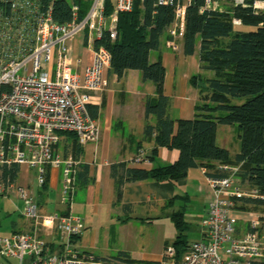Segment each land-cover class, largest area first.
Returning a JSON list of instances; mask_svg holds the SVG:
<instances>
[{
  "label": "built area",
  "instance_id": "2783aa9c",
  "mask_svg": "<svg viewBox=\"0 0 264 264\" xmlns=\"http://www.w3.org/2000/svg\"><path fill=\"white\" fill-rule=\"evenodd\" d=\"M154 1L158 6H174V23L168 34L182 37L191 0ZM219 1L206 0L205 9L220 10ZM133 3L115 0L113 12L106 17L105 0H91L80 20L78 7L73 5L71 21L58 24L51 16L52 2L0 0V199L14 196L23 201L21 216L32 223L30 232H14L0 239V264H107L75 246L84 230L82 218L70 213L78 163L71 156L57 153L56 148L64 134L75 135L82 145L99 139V125L88 108L93 105L91 93L104 85L110 54L103 47L95 49L94 43L104 33L115 40L118 14L130 12ZM252 9L264 12V2H254ZM232 23L241 26L239 20ZM82 34L87 37L93 58L78 75L72 71L69 42ZM13 166L33 170L38 189L45 185L49 170H59L60 205L66 209L65 214L42 217L32 192L3 178V170ZM239 168L219 164L214 177L202 169L210 191L207 214L200 223V239L189 243L178 264H264L260 218L240 221L237 213L245 199L262 197L241 183ZM54 244L56 251L52 249ZM159 264H175L172 246L164 249Z\"/></svg>",
  "mask_w": 264,
  "mask_h": 264
},
{
  "label": "trees",
  "instance_id": "16d2710c",
  "mask_svg": "<svg viewBox=\"0 0 264 264\" xmlns=\"http://www.w3.org/2000/svg\"><path fill=\"white\" fill-rule=\"evenodd\" d=\"M178 1L182 3V0ZM256 1L264 2L244 0L242 5L229 3L224 8L220 0V10H210L205 9L206 0H191L186 8L183 54L192 56L199 42L200 70L213 73V78L209 79L201 75L190 78V84L198 90L199 96L191 120L170 118V100L163 94L165 68L159 58L154 63L149 62V54L160 50L162 39L174 23V6H158L154 0H134L130 12L118 14L115 40L104 33L94 43L95 49L103 47L110 54V73L120 77L127 70L139 71L143 81L155 86V98L146 100L144 111L145 120L153 116L156 122L154 126L146 125L144 128L145 137H154L156 147L150 159L154 158L158 148L174 149L179 153L173 164L151 170L126 169L122 164L113 166L117 198L120 197L119 188L124 183H174L186 178L188 171L195 168H205L208 176L214 177L217 165L229 164L239 166L237 177L241 183L262 197L245 199L239 210L251 206L264 215V12L255 13L252 9ZM44 2H52L51 16L54 22L66 24L71 21V4L67 1ZM72 4L78 7L80 20L86 15L91 0H72ZM113 9L114 1L105 0L104 15L109 16ZM234 19L239 20L241 26L254 30L237 31L232 23ZM243 99L245 101L241 104L233 103L234 100ZM89 113L96 118L95 108H89ZM219 125L237 126L240 131V151L233 158L216 144ZM64 135L76 138L73 134ZM76 140L73 152L78 158L81 147ZM78 167L76 186L79 182H86L88 173L87 166ZM116 169L122 170L119 179ZM18 171L17 166L5 168L2 176L15 182ZM260 220L264 222V217ZM171 221L177 232L172 247L175 250V264H178L189 246L187 223L181 211L173 213ZM115 260L121 264H159L131 260L126 254H120Z\"/></svg>",
  "mask_w": 264,
  "mask_h": 264
},
{
  "label": "crops",
  "instance_id": "0c3cea01",
  "mask_svg": "<svg viewBox=\"0 0 264 264\" xmlns=\"http://www.w3.org/2000/svg\"><path fill=\"white\" fill-rule=\"evenodd\" d=\"M65 1L73 6L72 0ZM227 5L222 3L224 8ZM252 30L254 29L240 26L237 31ZM86 38L82 34L69 42L72 71L78 75H82L83 70L92 64V48ZM182 41L183 37L172 38L167 33L161 41L160 50L149 54V62L154 63L159 58L165 68L163 94L170 100L168 113L173 120H191L194 117V107L199 96L198 90L190 84V78L197 75L213 78L212 72L200 70L199 42L194 54L185 56ZM91 95L93 105L89 108L97 110L95 119L100 129L99 139L83 145L78 142L81 147L78 158H75L73 152L76 138H65L66 135H62L56 148L57 153L63 157L71 156L78 163L77 166L88 167L86 182H79L76 186L70 211L72 215L82 218L84 224L83 233L75 240V246L82 253H90L99 260H106L105 263L121 264L118 260L97 255L94 238L100 236L109 254H126L136 261L160 262L165 246H172L177 236L171 215L181 211L184 217L186 204L199 199L203 207L200 223L207 214L210 191L206 185V177L202 174V169L205 168L191 169L186 178L174 183H124L119 188L120 197L117 198L113 166L122 164L126 169L151 170L173 164L179 153L174 149L158 148L154 158L150 159L151 152L156 147L154 137H145L144 128L146 125L154 126L156 122L153 116L145 120L144 111L146 100L155 98V86L143 81L139 71L127 70L118 77L107 69L102 89ZM220 127L216 130V142ZM229 135L221 130V148L227 150L233 158L240 151V141L231 152ZM137 158H141V162H137ZM18 168L16 182L29 189L33 196L35 194L42 217L65 214L66 209L60 205L59 170L48 171V182L44 190L37 186L33 190L29 181L32 177L35 180V172L26 167ZM115 171L119 179L122 170ZM179 187L182 188L181 191H178ZM50 192H55L54 201L49 199ZM177 201L183 205L175 210ZM239 208L241 206L237 208L240 215L242 211ZM31 230L32 223L22 217L19 227L12 233H28ZM52 249L58 250L57 245L54 244Z\"/></svg>",
  "mask_w": 264,
  "mask_h": 264
},
{
  "label": "rangeland",
  "instance_id": "374dc122",
  "mask_svg": "<svg viewBox=\"0 0 264 264\" xmlns=\"http://www.w3.org/2000/svg\"><path fill=\"white\" fill-rule=\"evenodd\" d=\"M114 1V0H113ZM223 3V2H222ZM220 3V4H222ZM230 2H224V5L229 4ZM229 6V5H227ZM240 29V26L236 27V30ZM245 101L243 100H234L233 103L235 104H241ZM220 127V125H219ZM222 128V129H221ZM221 130L226 131L229 133L231 139H230V147H231V152H233L234 147L236 144L239 143V138L238 136L240 135V131L237 128V126H221L220 129L218 130L217 134V146L221 147L223 144L221 142ZM70 137V136H65ZM235 166V165H233ZM29 185L31 189L35 190L36 189V183L34 178L32 177L29 181ZM182 188L179 187L178 191H181ZM53 191V190H52ZM178 193V192H177ZM55 192H50L49 199L54 201L55 200ZM201 194L198 196L200 197ZM54 196V197H53ZM34 199H35V194H34ZM183 205L182 202L177 201L175 203V210L179 209V206L181 207ZM186 208L184 209V219L187 222V230H186V237L187 241L189 243L198 241L200 239V220L203 217L202 216V211L203 207L201 204V200H196V201H190L189 203L186 204ZM24 209V202L21 200H18L14 196H9L8 198H3L0 199V239L4 237H8L12 231L17 229L19 227V224L22 220V217H20L21 212ZM259 210L255 208H245L243 209L241 215L238 216L239 220H245L247 218L255 217V218H262L264 215L262 212H258ZM252 219V218H251ZM262 221V220H261ZM260 221V222H261ZM260 235L264 239V222H261L260 224ZM94 243L97 246V255L100 257H104L106 259H117L118 255L115 254H109V252L106 250L102 238L100 236H97L94 238ZM112 245V244H111ZM12 263H16L15 261H12ZM107 264H111V262H107Z\"/></svg>",
  "mask_w": 264,
  "mask_h": 264
}]
</instances>
